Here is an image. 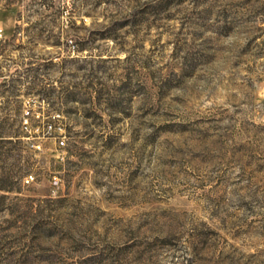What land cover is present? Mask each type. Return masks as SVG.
Returning <instances> with one entry per match:
<instances>
[{
    "label": "rangeland",
    "instance_id": "374dc122",
    "mask_svg": "<svg viewBox=\"0 0 264 264\" xmlns=\"http://www.w3.org/2000/svg\"><path fill=\"white\" fill-rule=\"evenodd\" d=\"M0 28V264H264V0H7Z\"/></svg>",
    "mask_w": 264,
    "mask_h": 264
},
{
    "label": "built area",
    "instance_id": "2783aa9c",
    "mask_svg": "<svg viewBox=\"0 0 264 264\" xmlns=\"http://www.w3.org/2000/svg\"><path fill=\"white\" fill-rule=\"evenodd\" d=\"M6 3H7V0H0V10H2L5 7ZM1 41L5 42L6 39L5 37H3V30L0 28V42ZM23 110H24V115L21 121L22 129L28 132H30L31 130H34L35 132H38V133L41 130L43 135L46 134L49 136H53L56 134V136H53L55 148L59 150L64 148L65 142H64L63 136H61V133L59 132L61 129L59 127V122H58L59 115L58 114L50 115L46 117V119H42L38 121L35 126L36 128L30 129L28 125V118L25 117L28 114V111L25 108H23ZM25 139H28V137H26ZM25 144L29 150H33V151L36 149L38 150L41 147V144L39 141H33V142H29L28 144L27 143ZM35 179L36 178L33 174L25 175L22 178V184L24 186L32 185L35 182Z\"/></svg>",
    "mask_w": 264,
    "mask_h": 264
},
{
    "label": "trees",
    "instance_id": "16d2710c",
    "mask_svg": "<svg viewBox=\"0 0 264 264\" xmlns=\"http://www.w3.org/2000/svg\"><path fill=\"white\" fill-rule=\"evenodd\" d=\"M4 140H5V136L2 133H0V145H2L5 142ZM7 182L11 183L12 181L10 180L7 181L6 179L0 177V189H4L5 188L4 184Z\"/></svg>",
    "mask_w": 264,
    "mask_h": 264
}]
</instances>
